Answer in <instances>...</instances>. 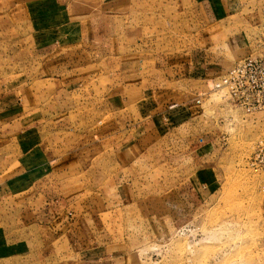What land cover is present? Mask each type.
Returning <instances> with one entry per match:
<instances>
[{"label": "rangeland", "instance_id": "obj_1", "mask_svg": "<svg viewBox=\"0 0 264 264\" xmlns=\"http://www.w3.org/2000/svg\"><path fill=\"white\" fill-rule=\"evenodd\" d=\"M242 1L0 0V264H264V117L211 89L261 51ZM182 62L157 88L192 110L153 130L134 70Z\"/></svg>", "mask_w": 264, "mask_h": 264}, {"label": "crops", "instance_id": "obj_2", "mask_svg": "<svg viewBox=\"0 0 264 264\" xmlns=\"http://www.w3.org/2000/svg\"><path fill=\"white\" fill-rule=\"evenodd\" d=\"M199 1L205 2L208 0H199ZM49 2L54 3L53 0H49ZM242 2H243L242 0H209V3H211L210 5H216L215 8L211 7L212 9L211 12L213 14H217L220 16H222L226 11L231 9L232 5H238V4H241ZM39 8H40V4H39ZM215 18H217V16ZM139 61H140L139 64H141L145 60L139 59ZM174 65L175 64H171V65L169 64L168 67L167 66L161 67V68H164V71H166V75H168L169 78L166 77L163 79V76L156 77V74L158 72L161 73V71H159L161 68H158V65H155V67H151L153 70L152 74L151 73L149 75L146 74L147 76L145 75V78L143 77L144 75H141L142 66L137 65V71L134 70L135 76H132L136 78V80L131 84H132V87L136 86L135 92L137 93V96L135 97V103H138L137 105L140 109V116L146 118L147 124L153 130L154 128H158L160 130L162 128L163 129L169 128L168 125H171V122L173 120L177 121V118L178 120H181L182 118L181 116H182V113L184 112L183 111L184 108H186L187 110L191 108L190 110H192V105L188 104L191 98L184 99L186 96L185 97L183 96V98H180V99H170L171 94L169 93L168 89L163 88L164 90H161L157 88L163 84L165 85V87H167L168 85H171L174 81L180 80V79L174 80L175 75L181 76V74L187 73V75L189 76L190 72H192V73H195L194 76H196V73H197L196 66H195L196 64L195 65L193 64L194 67H192L191 63L187 66L185 62L177 64L178 65L177 67ZM230 66L231 65L226 67L223 75L227 72ZM50 69L53 70L54 67L52 68V65H51ZM211 73L212 72H208V73H205L204 75L205 76L211 75ZM143 79L147 81L149 79L150 82L147 84L146 87L148 86H151V87L141 92L137 84H139V82L142 81ZM131 95L134 96V94H131ZM36 118H38V120L42 119L41 115L36 116ZM158 131L159 130H157V132ZM3 189H4L3 186H1V191ZM1 194H4V193H1Z\"/></svg>", "mask_w": 264, "mask_h": 264}, {"label": "built area", "instance_id": "obj_3", "mask_svg": "<svg viewBox=\"0 0 264 264\" xmlns=\"http://www.w3.org/2000/svg\"><path fill=\"white\" fill-rule=\"evenodd\" d=\"M215 88L222 89L224 97L245 113L264 117V39L261 51L232 64L222 83L212 84L211 89ZM248 162L255 171L264 168V136L257 140Z\"/></svg>", "mask_w": 264, "mask_h": 264}]
</instances>
